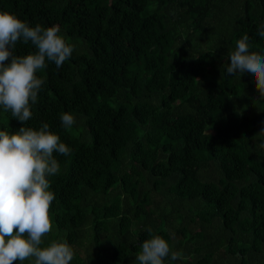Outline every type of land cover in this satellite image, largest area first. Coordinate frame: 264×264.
I'll list each match as a JSON object with an SVG mask.
<instances>
[{"label":"trees","instance_id":"trees-1","mask_svg":"<svg viewBox=\"0 0 264 264\" xmlns=\"http://www.w3.org/2000/svg\"><path fill=\"white\" fill-rule=\"evenodd\" d=\"M0 264H264V0H0Z\"/></svg>","mask_w":264,"mask_h":264}]
</instances>
